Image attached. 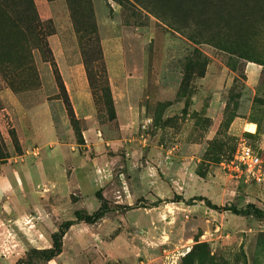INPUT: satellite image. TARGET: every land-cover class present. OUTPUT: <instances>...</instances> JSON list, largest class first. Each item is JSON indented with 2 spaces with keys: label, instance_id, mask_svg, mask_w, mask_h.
I'll use <instances>...</instances> for the list:
<instances>
[{
  "label": "rangeland",
  "instance_id": "1",
  "mask_svg": "<svg viewBox=\"0 0 264 264\" xmlns=\"http://www.w3.org/2000/svg\"><path fill=\"white\" fill-rule=\"evenodd\" d=\"M59 44L82 63L83 47L98 69L95 92L85 72L90 120L75 118L57 79ZM104 49L123 72L111 140ZM249 62L262 67L254 90ZM49 125L62 134L52 151L36 139ZM242 139L262 160L260 182L227 167ZM59 149L63 174L32 186L30 171ZM78 161L96 163L84 195ZM0 180V264H264V0H0ZM97 192L109 213L70 227L49 260L59 226L95 212Z\"/></svg>",
  "mask_w": 264,
  "mask_h": 264
},
{
  "label": "crops",
  "instance_id": "2",
  "mask_svg": "<svg viewBox=\"0 0 264 264\" xmlns=\"http://www.w3.org/2000/svg\"><path fill=\"white\" fill-rule=\"evenodd\" d=\"M60 50V56L55 55L56 63L58 67L59 75L65 85L67 96L69 98V102L72 106L75 118L77 120L87 121L94 118L96 114V106L93 101V96L89 86L87 84L85 78V71L83 67V63L81 61V57L79 53L70 50H65V46L59 44L57 47ZM71 55V56H70ZM104 61L105 66L109 78V83L111 87V94L113 99V105L117 109L116 119L109 122L107 124V128H102L107 140H111L112 138H117L119 135V130L123 126L121 121V117L119 115V110L122 108V99L120 98V89L122 82V64L118 59L117 55L111 56V54H106V50L104 49ZM262 74V67L259 64L249 62L245 66V77H246V85L248 88L255 89L259 86ZM118 93V94H117ZM61 110V111H60ZM59 110V117H61V112H63L62 108ZM238 120V118H237ZM122 122V123H121ZM236 123V120L232 123L233 125ZM118 125V130L112 133L110 127H115ZM244 123L240 124L242 131L245 130V126L248 125ZM238 125V123H236ZM242 125V126H241ZM245 125V126H244ZM253 125V124H252ZM53 125L45 126L42 128L41 135H38L36 139L40 140L41 144L46 148L51 150L52 142L54 140H59L62 138V134L55 128ZM244 126V130H243ZM35 133V132H34ZM21 144L23 143L22 140ZM52 151V150H51ZM61 149L59 151L52 153L47 156L44 162L38 163L35 167L30 171V179L29 182L32 186H36L37 184L46 181L48 173H52L54 176H60L63 172L59 171L61 160L63 161V155ZM86 163V162H85ZM83 166H79V161L76 163V168L73 171V180L76 184L77 190L79 192L84 191L86 193V188L90 185V178L94 173V169L96 167V163L90 161L88 166L86 164ZM75 164V163H74ZM77 182V183H76ZM10 181L8 180H0V194L6 193L9 190ZM82 193V192H81ZM83 194V193H82ZM84 195V194H83Z\"/></svg>",
  "mask_w": 264,
  "mask_h": 264
},
{
  "label": "trees",
  "instance_id": "3",
  "mask_svg": "<svg viewBox=\"0 0 264 264\" xmlns=\"http://www.w3.org/2000/svg\"><path fill=\"white\" fill-rule=\"evenodd\" d=\"M81 54H82L83 64H84V68H85V72H86V76H87L89 86H90L91 90L93 92H95L97 90V88L95 87L96 86V80L99 78L98 72H97L98 69H96L94 67V73L92 74L91 66L87 61L83 47L81 48ZM94 62L98 63L97 60L93 61V63ZM57 75H58L57 79H58V77L60 78L59 73H57ZM100 93L103 96V99L106 100V102H104V107L106 108V110L108 112V106H111V104H112L111 96H110L111 93H109V89H103V88L100 89ZM96 196H97L98 200L101 201V205L95 212H93L92 214H88L87 212L76 211L74 214V220L66 221L59 226L58 232L55 235H53V246L50 250L47 251V253H48L47 258L49 260L58 256L61 253L63 237H64L66 231L70 227H72L74 224L80 223V222L85 223V224H89V225H93V224L97 223L98 221H100L101 219H103L109 213V209L105 205V202H103V198L101 196V193L97 192ZM191 200L192 201H203L205 203L206 207H208L209 209L214 210L216 212H220V213L221 212H228V213H230L232 215H236V216H246V215L260 216V215H262L260 211L252 210L251 208L240 210V209H237L236 207L231 206V205H229V206L228 205L217 206V205L211 204V202L209 200H207L206 198H203V197H195V198H192Z\"/></svg>",
  "mask_w": 264,
  "mask_h": 264
},
{
  "label": "built area",
  "instance_id": "4",
  "mask_svg": "<svg viewBox=\"0 0 264 264\" xmlns=\"http://www.w3.org/2000/svg\"><path fill=\"white\" fill-rule=\"evenodd\" d=\"M232 174L245 175L253 180H262V160L257 153L242 139L227 165Z\"/></svg>",
  "mask_w": 264,
  "mask_h": 264
},
{
  "label": "bare ground",
  "instance_id": "5",
  "mask_svg": "<svg viewBox=\"0 0 264 264\" xmlns=\"http://www.w3.org/2000/svg\"><path fill=\"white\" fill-rule=\"evenodd\" d=\"M245 131L249 133H253L255 131V126L252 124H248L245 126Z\"/></svg>",
  "mask_w": 264,
  "mask_h": 264
}]
</instances>
